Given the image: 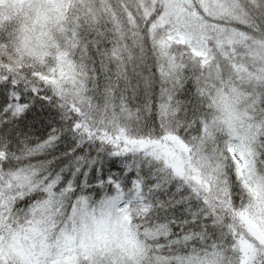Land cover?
I'll list each match as a JSON object with an SVG mask.
<instances>
[{
	"label": "snow or ice",
	"instance_id": "snow-or-ice-1",
	"mask_svg": "<svg viewBox=\"0 0 264 264\" xmlns=\"http://www.w3.org/2000/svg\"><path fill=\"white\" fill-rule=\"evenodd\" d=\"M0 264H264V0H0Z\"/></svg>",
	"mask_w": 264,
	"mask_h": 264
}]
</instances>
